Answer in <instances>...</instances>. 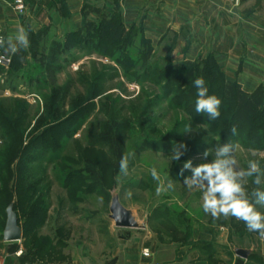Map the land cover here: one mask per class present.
Wrapping results in <instances>:
<instances>
[{
    "label": "rangeland",
    "instance_id": "rangeland-1",
    "mask_svg": "<svg viewBox=\"0 0 264 264\" xmlns=\"http://www.w3.org/2000/svg\"><path fill=\"white\" fill-rule=\"evenodd\" d=\"M245 2L264 10V0ZM62 13L66 18L59 25L26 30L30 43L36 42L35 32L47 30L45 51L43 43L39 52L24 49L25 66L19 70L9 71L12 55L6 56L9 64L0 63V256L13 243L3 240L7 208L13 203L23 231L17 241L22 250L32 242L41 245L46 238L62 237L63 246H54L50 259L41 249L37 264H120L124 247L135 240L155 250V264L174 258L175 250L189 243L207 258L205 241L193 242L192 229H209L226 218L205 213L202 191L184 183L191 171L181 173L187 160L193 167L210 162L212 157L203 153L215 149H202L203 140L212 137L204 113L185 103L169 72L164 74L166 56L175 69L183 62H176L165 48L144 65L136 48L123 61L116 54L112 59L99 55L91 43L78 42L70 34L77 27L65 8ZM133 27L138 46L141 26ZM115 139L122 154L134 153L126 176L119 174L111 143ZM174 143L187 145L178 162L170 156ZM235 157L242 168L256 160L264 171V150L236 144ZM88 164L103 174V188L92 184L85 171ZM152 168L165 186L169 181L173 186L158 192ZM255 187L249 178L247 191ZM259 187L264 190V183ZM115 191L140 221H147L145 229L115 226L108 216ZM256 207L264 213V206ZM219 251V264H240L226 248Z\"/></svg>",
    "mask_w": 264,
    "mask_h": 264
},
{
    "label": "crops",
    "instance_id": "crops-1",
    "mask_svg": "<svg viewBox=\"0 0 264 264\" xmlns=\"http://www.w3.org/2000/svg\"><path fill=\"white\" fill-rule=\"evenodd\" d=\"M28 1L27 10L20 13L14 0H0V29L6 40L15 36L18 27L27 30L33 26L37 31L46 23L61 24L66 18L64 8L70 21L79 27L84 4L89 2L104 7L108 13L117 10L126 25L139 24L155 51L167 49L179 64L213 55L227 78L238 81L245 90L253 91L264 84V10L250 8L245 0L240 4L235 0ZM192 240L212 243L217 254L220 247L226 248L234 263L264 264V242L258 233L249 232L244 222L234 217L205 230L193 227ZM237 248L247 249L250 254L240 257ZM20 254L6 252L0 258L3 264H20ZM200 254L191 243L183 244L175 250L174 258L162 264H208ZM117 255L114 252V258ZM155 259L154 249L142 247L135 240L124 247L120 264H155ZM67 264L83 263L75 260Z\"/></svg>",
    "mask_w": 264,
    "mask_h": 264
},
{
    "label": "trees",
    "instance_id": "trees-1",
    "mask_svg": "<svg viewBox=\"0 0 264 264\" xmlns=\"http://www.w3.org/2000/svg\"><path fill=\"white\" fill-rule=\"evenodd\" d=\"M66 13L68 14L67 11ZM92 15L95 18L91 19ZM133 25H126L117 10L108 13L104 7L86 2L83 7L82 24L70 34L79 40L78 42L91 43L92 50L95 49L99 55L110 59L116 54L123 61L127 58V52L136 48L138 56L143 57L144 65L154 56L155 48L152 46L151 39L143 33L142 28L138 40L139 45H134L136 38L133 35ZM33 37L36 42L30 43L32 51L39 52L42 43L45 45V51L48 41L47 30L35 32ZM23 52L24 49L16 55H12L9 71L19 70L25 66ZM165 59L168 61V65L164 69V74L169 72V80L176 84L179 90L178 95L185 98V103L190 101V104L195 107L197 97L192 81L198 77L204 79L209 95H215L222 101L221 115L218 119L210 120L206 114H202L204 116L203 123L210 126L212 133V137L203 140L202 149L206 150L215 148L218 144L231 143L234 146L241 145L246 149L264 150V84L257 86L253 91L245 90L241 83L227 78L213 55L195 61L184 60L178 69H175L172 62L168 60L169 56H166ZM0 69H2L1 66ZM233 127L237 129L236 135L231 132ZM111 143L120 160L122 150L119 141L115 139ZM17 158L18 154L14 156V160ZM85 171L92 184L98 188L104 187V176L99 169L93 164H88ZM14 210L16 211L15 206ZM57 239L46 238L44 244L41 245L32 242L29 245L26 244V248L23 250L19 242H13L9 244L6 252L17 253L21 250L20 264H37L41 249L48 251L50 259L55 247L63 246L62 237ZM24 241L26 243L27 238H24ZM54 241L56 243H53ZM202 244V251L209 252L205 259L209 262L215 261L217 264L222 263V260L218 259L217 251L212 243L202 242Z\"/></svg>",
    "mask_w": 264,
    "mask_h": 264
},
{
    "label": "clouds",
    "instance_id": "clouds-1",
    "mask_svg": "<svg viewBox=\"0 0 264 264\" xmlns=\"http://www.w3.org/2000/svg\"><path fill=\"white\" fill-rule=\"evenodd\" d=\"M30 40L27 31L23 27H18L14 37L7 40L0 36V59L8 55H16L20 50L27 49ZM196 89L195 112L204 113L210 120L220 117V106L222 101L215 95H209V90L205 86L202 77L192 81ZM189 130L188 128L185 131ZM236 135L237 129H231ZM187 151L184 143L173 144L171 158L172 161H179L181 156ZM134 156L133 152H125L119 160V174H128L129 160ZM205 158L211 156L210 162L200 163L193 167L192 161L184 162L181 173L190 170L191 176L185 178V185L189 188H198L202 191L203 211L210 214L214 219L220 217H234L244 222L249 232L258 233L264 239V213L257 210L256 205L264 206V190L259 187L264 180V171L256 160H249L247 168L239 166L235 157V146L231 143L218 144L215 149L206 150L203 153ZM152 178L158 181L157 191H166L173 185L171 181L165 186L160 181V175L156 168L150 170ZM119 179V176L117 177ZM249 178L257 187L249 193L246 189ZM128 196L132 193L129 191Z\"/></svg>",
    "mask_w": 264,
    "mask_h": 264
},
{
    "label": "water",
    "instance_id": "water-1",
    "mask_svg": "<svg viewBox=\"0 0 264 264\" xmlns=\"http://www.w3.org/2000/svg\"><path fill=\"white\" fill-rule=\"evenodd\" d=\"M109 218L114 221L116 227L130 229H145L147 221H140L135 209L126 207L120 197V193L115 191L112 194ZM23 231L19 224L17 212L14 210V204H10L7 208V221L3 232V240L5 242H17L22 239ZM236 254L240 257L247 258L250 251L244 248H237Z\"/></svg>",
    "mask_w": 264,
    "mask_h": 264
},
{
    "label": "built area",
    "instance_id": "built-area-1",
    "mask_svg": "<svg viewBox=\"0 0 264 264\" xmlns=\"http://www.w3.org/2000/svg\"><path fill=\"white\" fill-rule=\"evenodd\" d=\"M235 2L237 4H239L240 0H235ZM14 6H15V9L20 13H22L26 10L25 0H14ZM0 36H3L5 38L2 29H0ZM9 62H10L9 58L0 59V63H2V64H9ZM261 241L264 242V239H261ZM144 252L148 253V250L145 249ZM18 253H20V252H18ZM0 264H3V260L1 258H0Z\"/></svg>",
    "mask_w": 264,
    "mask_h": 264
}]
</instances>
